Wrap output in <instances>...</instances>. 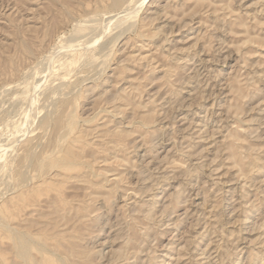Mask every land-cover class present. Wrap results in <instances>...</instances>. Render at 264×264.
<instances>
[{
    "label": "rangeland",
    "instance_id": "obj_1",
    "mask_svg": "<svg viewBox=\"0 0 264 264\" xmlns=\"http://www.w3.org/2000/svg\"><path fill=\"white\" fill-rule=\"evenodd\" d=\"M112 3L0 0V175L15 151L8 145L11 132L33 107L18 94L52 69L51 56L87 26L85 20L101 24L127 5ZM138 15L131 21L135 28L109 45L112 60L104 65L101 58L69 79L75 103L68 111L76 115L71 137L84 162L71 173L103 185L90 201L86 224L74 227L69 213L59 222L69 224L54 230L64 236L51 242L61 253L73 245L89 250L94 264L123 255L130 257L122 261L127 264H264V228H258L264 225V0H147ZM38 111L36 127L44 115ZM34 126L23 141L41 134ZM52 131L44 133L36 156L52 151ZM232 134L239 140L231 151ZM253 157H261L258 164ZM4 173L0 204L12 193ZM75 183L61 186L59 194L86 199L88 184ZM42 189L32 198L36 211H13L16 223L41 221L50 211L47 201L58 193ZM0 264H22L4 230Z\"/></svg>",
    "mask_w": 264,
    "mask_h": 264
},
{
    "label": "bare ground",
    "instance_id": "obj_2",
    "mask_svg": "<svg viewBox=\"0 0 264 264\" xmlns=\"http://www.w3.org/2000/svg\"><path fill=\"white\" fill-rule=\"evenodd\" d=\"M146 1L147 0H129V1L127 0V2H128V4H127L125 2V0H123V1L113 0L112 4L114 7H119L120 5H123L125 3L127 5L125 8L121 6L122 10L116 11L115 14L112 13L113 15H110L107 17L104 16L106 18H105V20H103V23H101V24L99 22V24L92 26L90 22L92 20L95 21V19L85 20V24H87V26L85 25V27L82 30H77L76 32H74V35H71V36H73L72 41L68 42L67 44H64L63 46H60L59 50L57 49L58 53L54 56L53 55L51 56V59L53 60L52 61L53 62L52 69L48 68V72H47V70H45V72H47V73L43 74V75H41V77H39L42 80H37L38 83L32 84L30 87L26 88L23 92L18 94L20 101H26L29 99L32 101L33 107L31 108L30 112L26 115V119L23 122H21V124L23 126H21V128L18 131L13 130L11 132L12 133L11 134L12 135V141L8 145L12 148H15V151L12 154V159L10 160L9 164L7 165L5 171L8 174V177L11 178L10 180L12 181V183H10V185L12 184L11 185L12 187L11 188L8 187L12 190L11 191L12 193H11L10 197L5 201V203L0 204V230H4L5 232H7L8 237L10 239L11 252L13 253L14 258L19 259L22 262V264H94L93 261L89 258V252H90L89 250L81 248L78 245L77 246L73 245L71 247L68 246L69 247L68 252L61 253L59 244H55V243L51 242V240H53V239H58L59 237L64 236L63 230H57V231H54V230L59 226H65L66 227L69 224V221L71 219L69 221H66L62 225L59 224L61 218H64L69 213L72 212V218H75L74 227H82L86 224L87 217L89 216V213H87V212H93V211H90V209H91L90 201H92L94 196H96L95 195L97 193L96 189L100 188L103 185V184L92 183L91 180L89 179V177H87V175L84 173H82V174H72L71 173L72 170H74L76 167H78L80 165H83L84 162L82 161L79 153L74 150V143L77 141V138L71 137L72 131L74 130V128H76V115L73 113H69V111H68L70 106H71V101L73 102V100H71V97L73 94L71 96H69L73 90V88L71 90V86H73V83H72L73 81L71 82L69 79L72 75L76 76L79 73H81L83 71V69L86 67H89V66L93 67L95 64L98 65V61H100L101 58L103 60V61L101 60V63L103 62V64L105 63L104 61H106V59H108V60L110 59V58H108V56L109 57L112 56V55L110 56L109 54H110V51H112L111 47H113L111 45V43L115 44V42L118 39H120L121 36L125 32H127V30L130 31L131 27H134L133 26L134 24L131 23V21L133 19H135L137 16H139L138 14L140 13L142 7L146 5ZM120 2H122V3L120 4ZM144 18H146V17H144ZM135 20H133V21H135ZM145 25L146 24L143 23L141 25V28H144ZM135 26H137V25L135 24ZM141 28L139 27L140 30H141ZM97 29L99 30V33H97V31H96ZM114 29L117 30L114 37L109 41L105 40L104 37L106 38L108 36V34H110ZM136 30H138V29L136 28ZM143 33H145V32H143ZM101 35H102V37L100 38ZM69 36H70V34H69ZM102 39H104L105 41H103ZM143 39H145V38H143ZM115 46H116V44L114 45V47ZM142 46H144V45H142ZM53 48L54 47H52V49ZM54 50H55V48H54ZM61 50H62V52H61ZM55 52H57V51H55ZM53 53L54 52H52L51 54H53ZM44 58L49 59L50 57L48 58L46 56ZM110 60H112V59H110ZM80 62H81V65H80ZM101 63L99 65V67L103 66ZM109 63H106V65ZM77 64H79L80 67ZM48 65H49V62H48ZM76 66H78V69L76 68ZM42 67H43V65H42ZM99 67H98V69H99ZM38 68L40 69V67H38ZM91 69L93 70V68H91ZM91 69L89 70V72L91 71ZM42 70H44V69L42 68ZM102 70L103 71L106 70L104 68V66H103V69H101V73L103 72ZM84 71H85V69H84ZM42 72H44V71H42ZM96 72H97V70H96ZM96 72H94V73H96ZM33 73H35V72L32 71V74ZM85 73H83V74H85ZM96 75H97V73H96ZM96 75H95V78H97V76H98V75L97 76ZM74 76H72V77L74 78ZM79 76H81V74H79ZM79 76L77 78L81 79ZM86 76H87V73H86ZM56 81H58V82H56ZM75 81H76V79H75ZM43 87H44V89H42ZM95 88H96V86H92L91 89L95 90ZM81 89H82V87H81ZM79 93L81 94V92H79ZM91 93H96V92H91ZM87 97L90 98V96H87ZM95 97L98 98V96H95ZM113 97L114 96H112V100L114 99ZM10 99H12V98H10ZM9 101L10 100H8L6 102H9ZM98 101H96V102H98ZM73 103H75V102H73ZM123 103H124V101H123ZM6 105L7 104L5 103V106ZM12 105H16V104H13V102H12ZM50 106H52V107L49 108ZM6 107H8V106H6ZM40 109L43 110L44 115L42 116V113H41L42 117L41 118L39 117L40 119L38 120L39 122H38V125L36 124L37 125V127H36V126H34V122L36 120L37 114L41 112V111H38ZM97 109H99V108H97ZM44 110H46V111L44 112ZM98 111L99 110H97V112ZM92 116H95V115H92ZM92 119H93V117H92ZM82 121H83V119H82ZM32 125L34 127H36V129H38L40 131L38 133H41V134H39V136H37L35 138L29 137L23 141L22 137H24V135L27 132H29V128ZM48 128H52V130H53L52 131L53 133L50 132V134H53V136L50 139L48 137L49 145L52 146V151L50 153L47 152V154L44 155L43 157L36 156V151L38 150L36 148H37V146L40 147L39 145H41V143H42L41 139L45 136L44 133H47ZM32 131H34V133H37L35 129L31 130L30 133ZM47 135H48V133H47ZM231 138H232V143L230 146V150L234 148V145H235L234 143L239 140L233 134L231 135ZM34 139L35 140L37 139L38 141L35 143ZM227 139H228V137H227ZM43 140H45V139H43ZM116 144L119 145L118 142H116ZM42 145H45V144H42ZM44 147H47V145ZM42 148H43V146H42ZM40 150H41V148H40ZM98 152H99V150H98ZM37 154H39V152ZM232 154H235V153L232 152ZM4 156H5V150L1 146L0 147V161L1 162L4 159ZM103 159H105V158H103ZM260 159H261V157H253L251 163L254 165L258 164ZM29 161L32 162V164L28 163ZM101 161H103V160H101ZM29 167H31V170L33 167V170L36 173L35 174L32 173L33 175L29 174V172H28V170L30 169ZM27 168H29V169L27 170ZM6 173H4V174H6ZM3 177H4V175H3ZM70 181H73L74 183L78 182V183L88 184L86 189L89 190V192L87 194L88 196L86 199H82V198L81 199H75V197L74 198L71 197V199H70L69 197H63L59 194L60 187L65 185L66 183H69ZM1 182H3V181H1ZM1 185L3 186L4 182ZM4 187L1 189V191L4 190ZM44 187H46V189L52 188V189L56 190V192L58 193V194H55V196H53L52 198H50L49 201H47L49 208H50V211L47 214L41 215L42 216L41 218H43L41 221L33 222V221L28 220L25 222V224L16 223L14 221L15 220L14 217L17 216V214L13 213V211L17 209L19 211L24 212V214L33 213L34 211H36L37 209L34 208L35 203H33L32 198L35 197L38 193L42 192L44 190L42 188H44ZM8 188H7V190H8ZM5 189H6V187H5ZM8 192H10V191H8ZM0 193L3 194L4 191H2ZM76 193H74V194H76ZM5 196H7V194H5ZM5 196H3V197L5 198ZM1 201H2V199H1ZM1 201H0V203H1ZM134 211H136V210H134ZM8 212L10 213V220L7 219L9 217ZM150 212H151V210H150ZM146 213H148V212H146ZM89 223H91V222H89ZM70 224H71V222H70ZM33 225L37 226L38 230L36 232L31 231V227ZM258 228H264V225H259ZM52 231H54V232H52ZM76 238H81V237H76ZM126 243H128V242H126ZM123 252H126V251L124 250ZM129 253H132V251H129ZM121 254H122V252H121ZM250 257H255L254 253L250 254ZM121 258H120V260L111 261L108 264H127V262L122 263V261H124L126 259L127 260L130 259V257H126L125 259H123L124 258L123 257L122 258L123 260H121ZM261 259H263V258H261Z\"/></svg>",
    "mask_w": 264,
    "mask_h": 264
}]
</instances>
